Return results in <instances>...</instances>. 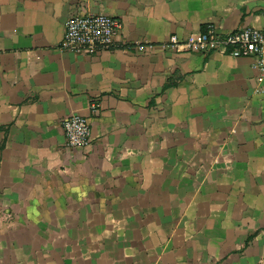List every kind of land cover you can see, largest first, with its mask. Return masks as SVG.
<instances>
[{
  "label": "crops",
  "instance_id": "1",
  "mask_svg": "<svg viewBox=\"0 0 264 264\" xmlns=\"http://www.w3.org/2000/svg\"><path fill=\"white\" fill-rule=\"evenodd\" d=\"M81 13L119 47L61 48ZM208 24L264 28V0H0V264H264L254 58L168 45Z\"/></svg>",
  "mask_w": 264,
  "mask_h": 264
},
{
  "label": "built area",
  "instance_id": "2",
  "mask_svg": "<svg viewBox=\"0 0 264 264\" xmlns=\"http://www.w3.org/2000/svg\"><path fill=\"white\" fill-rule=\"evenodd\" d=\"M121 29V20L109 14H73L66 20L60 45L65 50L77 53L98 54L119 47L117 36ZM168 45L178 51L221 52L236 57H252L257 81L259 84L264 81V28L240 26L222 32L215 25L208 24L189 38L184 39L177 34L170 36ZM91 108L97 111L98 104L93 102ZM62 125L68 147H87L92 144V128L88 117L74 113L67 116Z\"/></svg>",
  "mask_w": 264,
  "mask_h": 264
},
{
  "label": "trees",
  "instance_id": "3",
  "mask_svg": "<svg viewBox=\"0 0 264 264\" xmlns=\"http://www.w3.org/2000/svg\"><path fill=\"white\" fill-rule=\"evenodd\" d=\"M172 84H175V83H168V84L164 87V89H166L167 87L171 86Z\"/></svg>",
  "mask_w": 264,
  "mask_h": 264
}]
</instances>
